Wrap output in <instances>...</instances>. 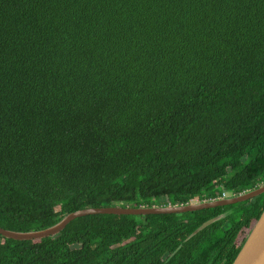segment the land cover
Masks as SVG:
<instances>
[{
  "label": "trees",
  "instance_id": "trees-1",
  "mask_svg": "<svg viewBox=\"0 0 264 264\" xmlns=\"http://www.w3.org/2000/svg\"><path fill=\"white\" fill-rule=\"evenodd\" d=\"M263 184L264 0H0V228ZM263 209L80 217L0 264H232Z\"/></svg>",
  "mask_w": 264,
  "mask_h": 264
},
{
  "label": "water",
  "instance_id": "water-1",
  "mask_svg": "<svg viewBox=\"0 0 264 264\" xmlns=\"http://www.w3.org/2000/svg\"><path fill=\"white\" fill-rule=\"evenodd\" d=\"M264 194V184L238 195H233L225 199H216L212 201H195L184 205L174 206H140L137 208L131 207H98L77 210L62 217L54 225L37 231L16 232L0 228V236L5 239L14 241H31L45 239L59 234L73 220L90 216V215H123V216H145V215H169L195 212L205 209H214L235 205L256 198ZM230 212H225L219 216L211 218L199 227L187 238H191L198 232L205 229L212 223L228 216ZM232 264H264V209L255 223L254 227L247 236L245 242L240 248Z\"/></svg>",
  "mask_w": 264,
  "mask_h": 264
},
{
  "label": "built area",
  "instance_id": "built-area-1",
  "mask_svg": "<svg viewBox=\"0 0 264 264\" xmlns=\"http://www.w3.org/2000/svg\"><path fill=\"white\" fill-rule=\"evenodd\" d=\"M228 197V194L226 193V192H222L221 194H220V197L218 198V199H225V198H227Z\"/></svg>",
  "mask_w": 264,
  "mask_h": 264
},
{
  "label": "rangeland",
  "instance_id": "rangeland-1",
  "mask_svg": "<svg viewBox=\"0 0 264 264\" xmlns=\"http://www.w3.org/2000/svg\"><path fill=\"white\" fill-rule=\"evenodd\" d=\"M232 194H228V196H231ZM195 202V201H194ZM194 202H191V203H194Z\"/></svg>",
  "mask_w": 264,
  "mask_h": 264
},
{
  "label": "clouds",
  "instance_id": "clouds-1",
  "mask_svg": "<svg viewBox=\"0 0 264 264\" xmlns=\"http://www.w3.org/2000/svg\"><path fill=\"white\" fill-rule=\"evenodd\" d=\"M233 196V195H232ZM228 197H230V196H228Z\"/></svg>",
  "mask_w": 264,
  "mask_h": 264
}]
</instances>
